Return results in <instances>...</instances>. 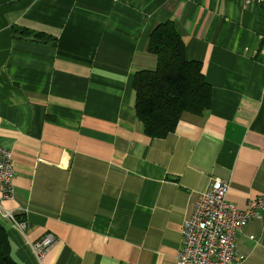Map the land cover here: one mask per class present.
I'll use <instances>...</instances> for the list:
<instances>
[{
    "label": "crops",
    "instance_id": "crops-1",
    "mask_svg": "<svg viewBox=\"0 0 264 264\" xmlns=\"http://www.w3.org/2000/svg\"><path fill=\"white\" fill-rule=\"evenodd\" d=\"M172 21L211 86L204 116L163 138L136 119L135 71ZM45 35L52 41L35 37ZM30 35V36H29ZM264 4L245 0H0V146L12 152L17 264H175L191 191L227 181L239 210L264 198ZM51 233L42 258L31 244ZM264 264V215L236 238Z\"/></svg>",
    "mask_w": 264,
    "mask_h": 264
},
{
    "label": "trees",
    "instance_id": "trees-1",
    "mask_svg": "<svg viewBox=\"0 0 264 264\" xmlns=\"http://www.w3.org/2000/svg\"><path fill=\"white\" fill-rule=\"evenodd\" d=\"M35 34L42 41L53 40ZM147 50L156 56V67L133 74L135 114L143 133L163 138L175 130L183 112L197 116L209 112L211 86L203 76L201 64L186 57L184 40L172 21L160 22L152 29ZM0 264H17L1 221Z\"/></svg>",
    "mask_w": 264,
    "mask_h": 264
},
{
    "label": "built area",
    "instance_id": "built-area-1",
    "mask_svg": "<svg viewBox=\"0 0 264 264\" xmlns=\"http://www.w3.org/2000/svg\"><path fill=\"white\" fill-rule=\"evenodd\" d=\"M264 4V0H245ZM264 60V59H263ZM14 168L11 150L0 146L1 199H14ZM227 181L214 178L203 191H191L182 221L181 246L175 256V264H241L244 257L236 251V238L246 223L264 215V198L248 199L246 207L239 210L226 200ZM0 214L20 230L25 221L18 220L12 210L0 205ZM49 233L31 244L33 254L42 259L55 242Z\"/></svg>",
    "mask_w": 264,
    "mask_h": 264
},
{
    "label": "rangeland",
    "instance_id": "rangeland-1",
    "mask_svg": "<svg viewBox=\"0 0 264 264\" xmlns=\"http://www.w3.org/2000/svg\"><path fill=\"white\" fill-rule=\"evenodd\" d=\"M220 179V178H219Z\"/></svg>",
    "mask_w": 264,
    "mask_h": 264
}]
</instances>
